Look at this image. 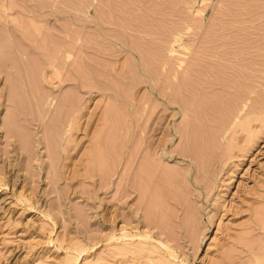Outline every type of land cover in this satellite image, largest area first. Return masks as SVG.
Instances as JSON below:
<instances>
[{"label": "rangeland", "instance_id": "obj_1", "mask_svg": "<svg viewBox=\"0 0 264 264\" xmlns=\"http://www.w3.org/2000/svg\"><path fill=\"white\" fill-rule=\"evenodd\" d=\"M0 264H264V0H0Z\"/></svg>", "mask_w": 264, "mask_h": 264}, {"label": "bare ground", "instance_id": "obj_2", "mask_svg": "<svg viewBox=\"0 0 264 264\" xmlns=\"http://www.w3.org/2000/svg\"><path fill=\"white\" fill-rule=\"evenodd\" d=\"M60 1H61V0H60ZM50 3H51V2H50ZM54 3H55V2H54ZM55 5H56V4H55ZM55 5H54V6H55ZM166 39H167V38H166ZM165 43H166V42H165ZM167 44H168V42H167ZM167 47H168V46H167ZM175 73H176V72H175ZM176 78H177V77H176ZM64 79H65V78H64ZM76 80H77V79H76ZM169 83H171V81H170ZM153 84H154V83H153ZM158 85H159V84H158ZM158 85H154V87L157 86V88H159ZM165 85H166V84H164V86H165ZM167 85H168V84H167ZM167 85H166L165 89H167V87H168ZM169 85L171 86V84H169ZM173 85H174V84H173ZM176 85L178 86V84H176ZM179 85H180V84H179ZM152 86H153V85H152ZM174 86H175V85H174ZM177 86H176V87H177ZM162 87H163V86H162ZM172 87H173V86H172ZM172 87H171V88H172ZM180 87H181V86H180ZM157 88H156V89H157ZM173 88H174V87H173ZM159 90H163V89H159ZM169 90H170V89H169ZM163 91H164V90H163ZM174 91H175V90H174ZM188 91H189V90H188ZM186 92H187V91H186ZM159 93L161 94L162 92H159ZM163 93L166 94V93H168V92H167V91H166V92L164 91ZM172 93H173V92H172ZM187 93H189V92H187ZM161 95H162V94H161ZM168 95H169V94H168ZM168 95H166L165 97H167ZM184 95H185V94H184ZM162 96H164V94H163ZM169 96H170V95H169ZM193 96H194V95H193ZM171 97H172V96H171ZM184 97H185V96H184ZM187 97H188V96H187ZM189 97H190V96H189ZM152 98H154V97H152ZM169 98H170V97H169ZM45 99H47V98H45ZM45 99H44V100H45ZM187 99H188V98H187ZM189 99H190V98H189ZM195 99H196V98H195ZM44 100H43V102H44ZM149 100H151V99H149ZM149 100H148V102H149ZM154 100L156 101L157 99L154 98ZM185 100H186V99H185ZM189 101H190V100H189ZM51 102H52V101H51ZM141 102H142V103H141ZM141 102H140L141 104L138 106L139 110L142 109V107H143V106H141V105H144V104H143V101H141ZM187 102H188V101H187ZM191 102H192V101H191ZM191 102H190V103H191ZM193 102H194V101H193ZM73 103H74V101H73ZM144 103H146V102L144 101ZM154 103H155V102H154ZM183 103H184V102H183ZM194 103H195V102H194ZM156 104H157V103H155L154 106H157ZM161 104H162V103H159V105H161ZM54 105H55V104H54ZM179 105H180V104H179ZM186 105H187V104H186ZM188 105H189V104H188ZM140 106H141V108H140ZM184 106H185V105H184ZM191 106H192V105H191ZM144 107H145V106H144ZM147 107H148V106H147ZM147 107H145L144 110L147 109ZM165 107H166V105H165ZM238 107H239V106H238ZM44 108H45V107H44ZM149 108L151 109V107H149ZM154 108H156V107H154ZM157 108H158V107H157ZM162 108H164V107H162ZM181 108H183V107H181ZM181 108H180V109H181ZM184 108H185V107H184ZM184 108H183L184 111H183L182 113H183L184 115H185V114H188V113L190 114L189 111H191V110L187 111V110L184 109ZM186 108H187V107H186ZM192 108H193V107H192ZM187 109H190V108L188 107ZM159 110H160V109H159ZM162 110L165 111L166 108H164V109H162ZM167 110H168V107H167ZM185 110H186V111H185ZM146 111H147V110H146ZM146 111H145V113H146ZM149 111H150V110H149ZM149 111H148L147 113H150V114H151L152 112H151V111L149 112ZM152 111H153V108H152ZM155 111H156V110H155ZM155 111H154V112H155ZM181 111H182V110H181ZM194 111H195V108H194ZM156 112L159 113L158 111H156ZM160 112H162V111H160ZM165 112H166V111H165ZM165 112H164V113H165ZM184 112H185V113H184ZM192 112H193V111H191V114H192ZM234 112H235V111H234ZM145 113H144L143 110H141V113L139 112V114H140L139 117H140V120H141V129H140V131H139V135H138V136H141V137H140L141 139L139 138V141L141 140V141L139 142V145L141 146V149L143 150V151H142L143 153H141V155H144V156L142 157V158H143L142 161L145 159L143 162H141V163H142V164H141V165H142L141 168L145 169V171H146V169H147L148 171H146V172H148L149 174H150V172H151V175H152L151 179H152V181H150V182L156 183L157 181H160V179H161V182H162V181L165 182V180H166V181H168V180L170 181V179H172V180L175 179L176 181L183 182V181L185 180V177L187 176L186 174H183V175H182V176H183L182 178L184 179V180H183L182 178H180V176H178L179 178H178L176 175H174V174H173L174 176H173V175L170 176V175H168V174H164V173H165V172L163 173L164 170L162 171V168H163V167H161V164H163L162 161L164 160V157H163L162 155H161V156L158 155L159 153H158V151H157V147L163 145V142H162V138H163V137H162V138H159V139H156L155 137H156V134H159L158 132L156 133V131H157L158 129H160V128L157 127V126L162 127V125H163V123H162L163 121H161L163 115H161V116L158 115V116H157V117H159L158 121H157V119H155V118H157V117H155V118H154L155 123H154V120H153V123H152V124H154L155 126L157 125V126H156V127H155V126H154V127H153V126L151 127V125H148V124H147V123H148V122H147V119H148V121L151 122V116H150V119H149V117H147V119H146V115H145ZM180 113H181V112H180ZM193 113H194V112H193ZM237 113H238V112H237ZM237 113H236V115H237ZM153 114H154V113H153ZM153 114H152V115H153ZM161 114H162V113H161ZM166 114H167V113H165V115H166ZM195 114H196V111H195ZM156 115H157V114H156ZM184 115H183V116H184ZM192 115H193V114H192ZM174 116H175V114H174ZM186 116H187V115H186ZM194 116H195V115H194ZM234 116H235V114H234ZM166 117H167V115H166ZM191 117H193V116H191ZM196 117H197V116H196ZM229 117H230V116H229ZM232 117H233V116H232ZM232 117H231V118H232ZM185 118H186V117H185ZM189 118H190V116H189ZM193 118H195V117H193ZM137 119H138V118H137ZM186 119H188V118H186ZM140 120H139V121H140ZM163 120H164V119H163ZM165 120H166V119H165ZM165 120H164V121H165ZM188 120H189V119H188ZM191 120H192V119H191ZM226 120H227V119H226ZM196 121H197V120H196ZM232 121H233V120H232ZM225 122H226V121H225ZM230 122H231V121H230ZM137 123H138V121H137ZM161 123H162V125H161ZM190 123H191V121H190ZM195 123H196V122H195ZM149 124H150V123H149ZM196 124H197V123H196ZM224 124H225V123H224ZM224 124H223V125H224ZM136 125H137V124H136ZM226 125H227V124H226ZM226 125H224V126H226ZM241 125H242V124H241ZM193 126H195V125L193 124ZM193 126H192V127H193ZM198 126H199V125H198ZM235 126H236V124H235ZM195 128H197V127H195ZM70 129H71V128H70ZM137 129L139 130V128H137ZM64 130H65V129H64ZM68 130H69V128H68ZM182 130H183V129H182ZM159 131H160V130H159ZM167 131H168V130H167ZM179 131H180L181 133H182V132L184 133V130H183V131L179 130ZM179 131H177V133H178ZM69 132H70V131H69ZM140 132H141V134H140ZM168 132H169V131H168ZM186 132H187V131L185 130V133H186ZM62 133H63V132H62ZM70 134H71V133H70ZM187 134H188V132H187ZM68 135H69V133H68ZM169 135H170V134H169ZM180 135H181V137H182V134H180ZM69 136H70V135H69ZM158 136H159V135H158ZM162 136H163V134H162ZM164 136L166 137L167 135L165 134ZM189 136L191 137V135H189ZM184 137H185V136H184ZM190 137H189V138H190ZM157 138H158V137H157ZM182 138H183V137H182ZM189 138H188V142L185 141V143H186L185 146H186V147H185V148L183 147V148L181 149L182 151H183V149H184V150H185V149H187V150L189 149V152H190L191 149H194V147L198 146V142H200V141H198L199 139H195V138H193V136H192L193 139L191 138V140H194V141L197 140V141H196V142H197V143H196L197 145H195V142H192L191 140L189 141ZM68 139H69V138H68ZM166 139H167V138H166ZM69 140H70V139H69ZM169 140H170V139H169ZM184 140H185V138H184ZM171 141H172V140H171ZM66 142H67V141H66ZM68 142H69V141H68ZM165 142H166V141H165ZM201 143H203V142H201ZM166 144H168V143H166ZM205 144H206V143H205ZM202 145H203V144H202ZM205 146H206V145H205ZM162 147H163V146H162ZM206 147H207V146H206ZM203 148H204V145H203ZM158 149H159V148H158ZM187 150H186V151H187ZM173 151H174V150H173ZM175 151H176V150H175ZM209 151H210V150H209ZM137 152H138V151H137ZM137 152H136V153H137ZM170 152H171V151H170ZM183 152H184V151H183ZM189 152H188V153H189ZM192 152H193V151H192ZM175 153H177V152H175ZM181 153H182V152H181ZM186 153H187V152H186ZM188 153H187V154H188ZM190 153H191V152H190ZM190 153H189V154H190ZM168 154H169V151H168ZM182 154L184 155L185 153H182ZM182 154H181V155H182ZM173 155H174V154H171V153H170V156H173ZM183 155H182V156H183ZM190 155H191V154H190ZM190 155H189V156H190ZM193 155H194V154H192L191 157L194 158L195 156H193ZM99 156H101V155H99ZM186 156L188 157V155H186ZM93 157H94V156H93ZM195 159H196V157H195ZM95 160H96V159H95ZM130 161H131V160H130ZM148 161H149V162H148ZM127 162H128V161H127ZM194 162H195V161H194ZM195 163H196V162H195ZM214 163H215V161H214ZM214 163H213V164H214ZM215 164H216V163H215ZM215 164H214V165H215ZM141 165H140V166H141ZM129 166H131L130 163H129ZM129 166H128V167H129ZM162 166H163V165H162ZM128 167L126 166V168H128ZM206 167H207V166H206ZM214 167H215V166L212 165V168H211V169L213 170ZM141 168H140V170H141ZM158 168H159V169H158ZM207 168H208V167H207ZM207 168H205L206 171H207ZM128 169H129V168H128ZM160 169H161V170H160ZM199 169H200V168H199ZM140 170H139V171H140ZM200 170H201V169H200ZM205 170H204V171H205ZM208 170H209V169H208ZM206 171H205V173H206ZM141 172H142V171H141ZM200 172H201V171H200ZM210 172H211V170H210ZM214 172H215V170H214ZM143 173H144V170H143ZM202 173H203V172H202ZM207 173H208V172H207ZM212 173H213V171H212ZM142 175H143V174H141L140 176L143 177ZM151 175H150V176H151ZM204 175H205V174H204ZM124 176H125V178H129V176H127V174H124ZM134 176H135V175H134ZM145 176H146V175H145ZM145 176H144V178H145ZM148 176H149V175H148ZM202 176H203V175H202ZM111 177H112V175H111ZM111 177H110V178H111ZM132 177H133V176H132ZM203 177H204V176H203ZM203 177H202V178H203ZM206 177H207V175H206L204 178L206 179ZM146 178H148V177L146 176ZM146 178H145V179H146ZM204 178H203V179H204ZM151 179H150V180H151ZM162 179H163V180H162ZM203 179H202V180H203ZM129 180H130V178H129ZM188 180H189V179H188ZM200 180H201V178H200ZM207 180H208V178H207ZM131 181H132V180H130V182H131ZM146 181L149 182V178H148V180H146ZM132 182H133V181H132ZM150 182H149L148 184H150ZM146 183H147V182H146ZM166 183H167V182H166ZM133 184H134V183H133ZM133 184L128 183V184H127V185H128V188H127V189L130 190V191H132V192H135V190H136L135 187H134L135 184H134V185H133ZM141 184H144V183H141ZM156 184H159V183H156ZM144 185H145V184H144ZM144 185H142V186H140V187H143ZM153 185H155V184H152V186H153ZM161 185H162V184H161ZM124 186H125V185H124ZM146 186H148V188L151 187V185H146ZM146 186H144V187L147 188ZM166 186H167V185L164 184V188L167 189ZM140 187L138 186V189H139ZM153 187H154V186H153ZM153 187H151V188H153ZM155 187H156V186H155ZM148 188L146 189V191H148ZM151 188L149 189V192H151V191L154 190V188H153L152 190H151ZM133 189H134V191H133ZM138 189H137V190H138ZM156 189H157V188H156ZM168 189H169V188H168ZM168 189H167V190H168ZM150 190H151V191H150ZM162 190H163V189H162ZM167 190H166V191H167ZM139 191H143V189L141 188V189H139ZM139 191H138V192H139ZM139 193H140V192H139ZM144 193H145V190H144ZM146 193H148V192H146ZM151 193H152V192H151ZM167 193H168V191H167ZM128 194H129V193H126V194L122 195V197H123V198H124V197H129ZM143 195H144V194H143ZM147 195H149V193H148ZM164 195H165V194H164ZM166 196H167V195H166ZM150 197H151V196H150ZM123 198H121V199H123ZM144 198H145V197H144ZM144 198H143V199H144ZM118 199H119V198H118ZM121 199H120V200H121ZM140 199H142V195H141V198H140Z\"/></svg>", "mask_w": 264, "mask_h": 264}]
</instances>
